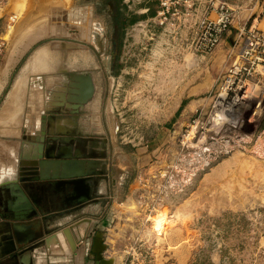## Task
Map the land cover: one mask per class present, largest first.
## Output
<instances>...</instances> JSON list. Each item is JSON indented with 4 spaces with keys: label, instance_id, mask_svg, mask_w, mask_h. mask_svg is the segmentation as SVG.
<instances>
[{
    "label": "rangeland",
    "instance_id": "rangeland-1",
    "mask_svg": "<svg viewBox=\"0 0 264 264\" xmlns=\"http://www.w3.org/2000/svg\"><path fill=\"white\" fill-rule=\"evenodd\" d=\"M109 1L0 0L5 40L0 164L9 162L19 176L22 147L30 146L31 134L25 131L30 123L38 125L36 134L43 128L61 129L72 134L73 147L92 150L104 169L99 195L90 202L95 207L64 216L94 219L93 229L84 230L85 239L78 244L89 239L88 252L94 255L98 238L105 245L102 256L114 264H264V52L255 63L241 56L249 47L252 19L264 30L261 0L244 4L258 1V15L234 16L245 26L242 38H233L234 31L231 39L224 33L204 54L192 42L201 14L221 1L236 12L243 8L237 4L247 0H112L117 19ZM81 15L94 16L107 31V48L112 34L117 47L111 57L109 48L101 55L103 66L97 59L90 64L95 91L82 107L79 125L69 121L72 113L63 105L69 80L64 86L58 66L62 34ZM34 53L40 58L36 65ZM237 64L249 70L233 73L230 69ZM40 65L46 70L36 71ZM24 75L19 92L9 99L17 78ZM33 80L41 82L44 93L37 92ZM196 83L206 89L204 98L195 108L192 100L194 110L188 112L180 100L193 96L195 87H189ZM246 90L245 107L238 113L227 108ZM222 92L224 105L219 102ZM41 95L46 97L43 108ZM20 139L24 141L18 147ZM103 181L107 184L102 189ZM159 213L166 221L158 232L153 219ZM52 231L63 234L60 224ZM90 259L97 264L94 256Z\"/></svg>",
    "mask_w": 264,
    "mask_h": 264
},
{
    "label": "water",
    "instance_id": "water-1",
    "mask_svg": "<svg viewBox=\"0 0 264 264\" xmlns=\"http://www.w3.org/2000/svg\"><path fill=\"white\" fill-rule=\"evenodd\" d=\"M94 89L89 75L69 77L65 102H69L66 105L72 116H76L80 107L93 96ZM48 124L53 125L50 121ZM54 125L57 127L59 124L54 121ZM73 138L72 134L61 129H41L39 134L29 139L27 150L22 147L20 176L11 174V178L6 177L0 182V217L6 218V222L0 221V258L21 259V252L28 250L31 253L39 246L48 245L59 233L53 232L50 224L66 214L81 210L99 195L97 185L99 176H104V169L98 166L92 150L85 153L73 147ZM90 220L82 217L62 227L72 250L87 233L84 231L76 237L69 233ZM104 247L100 239H94L93 252L97 264H111L110 258L101 254Z\"/></svg>",
    "mask_w": 264,
    "mask_h": 264
},
{
    "label": "crops",
    "instance_id": "crops-1",
    "mask_svg": "<svg viewBox=\"0 0 264 264\" xmlns=\"http://www.w3.org/2000/svg\"><path fill=\"white\" fill-rule=\"evenodd\" d=\"M242 2L241 3H238L237 6L239 7H243V8H240L239 10H236L235 12V15H238V17H242L244 15H247L246 16V19L250 18L251 15H258V14H255V10L258 6V1H255V4L253 6H251V4L249 6H244L245 5H248V0L243 2V1H240ZM214 10H211L210 11V14L213 13ZM257 18H253L252 19V22H250V25H253L255 27H257L256 25V20ZM235 21V22H233ZM231 25H230V28L225 32V38L226 37H229V34L231 32H233V38L235 39H238V37L242 38V32H243V28L245 26H242V25H238V20H235L233 19ZM32 35H36L34 33H31ZM231 39V38H230ZM40 50H37L36 52H38ZM35 52V53H36ZM35 53L32 55V57L35 55ZM37 59H40L39 57H37V55H35V57H33V61L34 62V65H36V60ZM30 62V60L28 61V63ZM27 63V64H28ZM26 66V65H25ZM31 68H34V66H30ZM42 70H46L43 68V66L38 68V70L36 71H41ZM22 77V78H21ZM26 76H19L13 86V88L10 90L9 92V99L13 98L14 95H17V93L19 92L22 84L24 83V80L23 78H25ZM33 84L37 87H38V91L37 92H41L39 94H42L44 93V87H42V84L39 80L35 81L33 80ZM198 83L194 84V85H190L189 88H193L195 87V89H192L194 91H191L190 92V95H193V96H189V99L184 101L181 99L180 100V105L181 106H185V110L188 111V112H191L193 111L194 109L191 108L189 106L190 102L192 100L195 101V106H198L200 105V101L203 100L204 96L203 95V92L206 90L204 88L201 87H198L197 85ZM36 87V88H37ZM46 92V91H45ZM42 96V95H41ZM40 96V98L42 99V97ZM46 99V97H43V107H46V105H44V100ZM40 101V99H39ZM41 104H40V107H37V109H40L38 110L39 112H37L36 114H40L41 112ZM19 109L16 108L15 112H13L12 114H15L16 111ZM4 110L6 111V109L4 108ZM38 125H35L34 123H30L29 125H27V128L25 129L26 131V135H29L31 134L30 137H33V135H35L36 131L39 129L37 127ZM24 140H21L19 141V145L18 147H21V143L23 142ZM27 142V141H26ZM25 142V143H26ZM84 165V164H83ZM76 168H79L80 165H75ZM12 169V172L8 171L9 173H11L12 175L15 174V169ZM9 174V175H11ZM15 176H17V174H15ZM9 177V176H8ZM106 182L103 181L102 184H100L102 186V189L103 187H106ZM101 188V187H100ZM101 189V190H102ZM95 205L94 204H86L82 209L81 211L83 213L85 212H88L89 210H91L92 208H94ZM0 221L2 222H6V218H1L0 217ZM69 221H71L69 219V217H62L61 219H58L57 221L53 222L52 224H50V227L52 228L53 226H55L56 224H60L61 227L65 226L67 223H69ZM93 224H94V219L91 220V222H86V223H82L80 224L79 226L75 227L74 229L71 230V233L69 234H72V236L76 237V236H80L83 234L84 230L86 231H90L91 229H93ZM57 233V232H55ZM63 237H64V242L60 241L59 240V237H58V234L55 235V237H53L52 239V242L46 246H39L37 247L35 250H33L31 253L29 252V258L26 259L25 261L26 262H23V259H17V258H10L9 256H4L2 258H0V264H92L93 261L92 259H90L91 257L89 256V252H88V249H90V244H89V239H87L84 244H82V246H79L77 247L76 249L72 250L71 248V245L66 237V235L63 233L62 234ZM0 248H2V246H0ZM26 251V250H25ZM24 252V251H23ZM22 253V252H21ZM79 255H80V261H79ZM20 257H21V254H20Z\"/></svg>",
    "mask_w": 264,
    "mask_h": 264
},
{
    "label": "flooded vegetation",
    "instance_id": "flooded-vegetation-1",
    "mask_svg": "<svg viewBox=\"0 0 264 264\" xmlns=\"http://www.w3.org/2000/svg\"><path fill=\"white\" fill-rule=\"evenodd\" d=\"M109 2H111L110 3L111 10H113V12H115V15H112V17L114 19H117V17H119V15H116L117 14L116 13L117 5L112 0H110ZM81 16H78V17L73 19L75 27H72L71 29L70 28L68 29V27H67V29H66L67 32H64L62 34L63 40L60 37V39L62 40V43H63L62 44L63 47L61 48L62 50H61L60 56H59L60 61H59L58 67L61 68L62 77L65 81L64 86L66 85V80H69L68 77L75 75V74L89 75L92 79L94 86H95V80H94L93 73L91 71V65L90 64L93 63L95 61V59H97L100 66L101 65L103 66L101 55L103 53H105L106 49L109 48L108 51H109L110 57H111V55L114 54V51L117 47V39H116L115 35L112 34V37L109 38V43H108L109 45L107 48V44H106L107 31L99 21L94 19V16H92V15H90V16L81 15ZM114 29L116 30V28H114ZM109 35H110V33H109ZM67 56L70 58V59H68L70 62L69 64L64 63V58ZM47 63H48V61H47ZM53 91H55V90H53ZM94 91H95V89H94ZM59 94H60V92H59ZM65 94H66V92H65ZM93 94H94V92H93ZM59 96L62 99L61 94ZM89 100L86 103H84L83 106L86 105L87 103H89ZM62 102H63V105H66L64 99H62ZM82 107H80V109H79L80 112H78L76 114L77 118L75 117V121H74L75 123H78L80 115H81V113H83ZM60 111H63V110L60 109ZM73 117L74 116H71L69 121H73L71 119ZM75 125L77 126V124H75ZM70 126L71 125H69V127ZM57 127L60 128V125H58ZM78 142H80V141H78ZM81 151H82V148H81ZM19 176H20V174H19ZM90 250H92V247L90 248ZM89 256L93 257L94 255L92 252H89Z\"/></svg>",
    "mask_w": 264,
    "mask_h": 264
},
{
    "label": "built area",
    "instance_id": "built-area-1",
    "mask_svg": "<svg viewBox=\"0 0 264 264\" xmlns=\"http://www.w3.org/2000/svg\"><path fill=\"white\" fill-rule=\"evenodd\" d=\"M213 10L214 17L210 16V12L201 14L197 20L195 36L192 41L194 50L203 54L212 51L220 43L224 33L230 28L235 16L234 9L224 1L219 2ZM259 14L264 18V0H261ZM247 31L250 33L249 47L242 52L241 56L250 61V63H255L261 59V53L264 52V30L260 31L257 27L249 25ZM256 44H259V46L255 47ZM4 47L5 40L0 33V63ZM249 67L237 64L230 70L233 73H238L241 69L249 70Z\"/></svg>",
    "mask_w": 264,
    "mask_h": 264
},
{
    "label": "bare ground",
    "instance_id": "bare-ground-1",
    "mask_svg": "<svg viewBox=\"0 0 264 264\" xmlns=\"http://www.w3.org/2000/svg\"><path fill=\"white\" fill-rule=\"evenodd\" d=\"M61 4V3H60ZM50 49V48H49ZM48 52V51H47ZM187 60H186V62H189L190 63V57L188 56L187 58H186ZM224 93L225 92H222L220 95H219V98H220V103L222 104V105H224V103H225V96H224ZM226 94V93H225ZM248 97V92H247V90H246V92H245V94L243 95V96H241L240 98H238V99H236L235 101H233L232 103H229V104H227V108H229V109H231V110H235L237 113L243 108V107H245V105H246V101H245V99ZM219 103V104H220ZM6 108V107H5ZM7 109V108H6ZM37 110V109H36ZM40 110V109H39ZM80 112V111H79ZM30 114V113H29ZM241 114V113H240ZM220 120V119H219ZM13 143V142H12ZM191 144V143H190ZM13 145V144H12ZM191 146H193V144H191ZM15 147V146H14ZM28 148L26 147V150H27ZM12 150H14V149H11V151ZM8 155H10V154H8ZM15 155V154H14ZM240 158V157H239ZM8 159V158H7ZM10 159H12V158H10ZM2 162V161H1ZM4 163V162H3ZM3 163H1L0 164V175H3L4 176V178H6V177H8V176H10L9 174H11V173H9L8 171H10L11 172V167H12V165H10V163L9 162H6V163H8V164H3ZM12 164V163H11ZM165 221H166V219H165V216H164V214L163 213H159L157 216H155L154 217V219H153V230L155 231H161V229L164 227V225H165ZM58 237H59V240L60 241H62V242H64V237H63V235L59 232L58 233ZM53 239V238H52ZM52 239H51V241H52ZM50 244V243H49ZM29 252H28V250H26V251H24V252H22L21 253V259H23V262H26L25 260L26 259H28L29 258ZM110 260H111V264H114V260L112 259V258H110ZM79 261H80V255H79Z\"/></svg>",
    "mask_w": 264,
    "mask_h": 264
},
{
    "label": "trees",
    "instance_id": "trees-1",
    "mask_svg": "<svg viewBox=\"0 0 264 264\" xmlns=\"http://www.w3.org/2000/svg\"><path fill=\"white\" fill-rule=\"evenodd\" d=\"M147 10H149L151 12V14H154L156 12V10H152L151 7H147Z\"/></svg>",
    "mask_w": 264,
    "mask_h": 264
},
{
    "label": "clouds",
    "instance_id": "clouds-1",
    "mask_svg": "<svg viewBox=\"0 0 264 264\" xmlns=\"http://www.w3.org/2000/svg\"><path fill=\"white\" fill-rule=\"evenodd\" d=\"M9 178H11V177L9 176ZM3 179H4V176L0 175V182H3Z\"/></svg>",
    "mask_w": 264,
    "mask_h": 264
}]
</instances>
